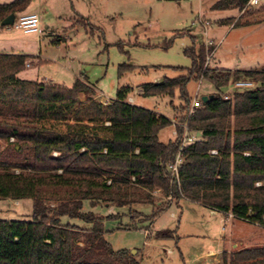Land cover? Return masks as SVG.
<instances>
[{"label": "trees", "instance_id": "obj_1", "mask_svg": "<svg viewBox=\"0 0 264 264\" xmlns=\"http://www.w3.org/2000/svg\"><path fill=\"white\" fill-rule=\"evenodd\" d=\"M248 1L216 7L243 10ZM31 3L0 2V26L11 13H26ZM195 43L194 37L185 50L191 67H170L179 74L140 85L144 97L179 99L174 108L180 124L168 142L159 133L173 120L129 102L132 86L119 87L116 98L104 103L95 99L86 76L71 87L23 79L19 74L29 56L0 52V199H31L33 205L29 219L0 218V264H140L131 250L112 247L107 224L136 228L137 219L152 221L182 200L264 228V68L208 67L205 45ZM135 68L120 64L118 75ZM203 79L216 92L189 114L188 84ZM237 81L254 86L225 90ZM186 131L200 133L199 140L180 151ZM180 152L174 179L169 166ZM86 202L91 208H128L131 220L85 210ZM139 204L152 206V214L134 210ZM156 236L174 234L164 230ZM242 264H264V255Z\"/></svg>", "mask_w": 264, "mask_h": 264}, {"label": "rangeland", "instance_id": "obj_2", "mask_svg": "<svg viewBox=\"0 0 264 264\" xmlns=\"http://www.w3.org/2000/svg\"><path fill=\"white\" fill-rule=\"evenodd\" d=\"M260 1L258 5H246L244 10L228 11L227 7L210 10L213 3L228 0H32L27 12H38L42 33L0 26V45L6 52L29 56L26 69L19 74L23 79L71 87L76 78L86 76L96 88L95 99L104 103L116 98L119 87L132 86L129 102L133 97L136 105L177 123L159 133L160 140L168 142L175 139V126L180 124L174 108L179 99L144 97L140 85L179 74L170 67H191L192 57L185 50L194 45V37L196 47L204 44L207 49L208 67L232 71L264 68V0ZM231 15L224 22L217 20ZM202 21L210 23L207 34ZM124 63L136 68L119 77L118 66ZM234 87L235 83L225 90L233 91ZM188 92L192 100H200L213 95L216 87L206 79L191 81ZM80 97L83 101L86 98L84 94ZM180 203V208L173 203L152 221L137 219L136 228L118 229L117 221L109 222L106 239L114 249L136 250L132 254L140 264H214L210 251L223 249V237L238 235L248 245L260 236L257 225L225 221L192 201ZM32 206L31 199H0V218L29 219ZM84 208L100 214H123L124 223L131 220L128 208H91L89 202ZM133 209L145 216L153 210L145 204ZM164 230H171L174 236H156Z\"/></svg>", "mask_w": 264, "mask_h": 264}, {"label": "crops", "instance_id": "obj_3", "mask_svg": "<svg viewBox=\"0 0 264 264\" xmlns=\"http://www.w3.org/2000/svg\"><path fill=\"white\" fill-rule=\"evenodd\" d=\"M216 4L217 3H213L210 6V10L215 9ZM233 8L237 9L233 6H229L225 9H228V11H231L230 9H233ZM26 13H38V12L37 11H28L27 12L26 11ZM252 13H253V11H252ZM202 14L207 15L208 11H206V12L203 11ZM207 16H209V15H207ZM231 17H233V16L231 15V16L225 17V18H217V20H219L220 22H224V20L226 18H231ZM1 48H2V45H0V52H6V50L1 49ZM6 53H12V52H6ZM18 54H21V53H18ZM140 90H142V88H140ZM131 98H132V103H135V99L133 97H131ZM172 120H173V118H172ZM178 207L180 208L181 204ZM210 211L214 215H221L222 217L225 218V221H232L233 222L234 220H236V221H243L245 223H248L247 221L233 217L232 214H228V215L223 214V213L215 211L213 209H210ZM248 224H251V223H248ZM251 225H255V224H251ZM258 227L259 228L257 229V233H259L260 236L258 238L257 237L252 238L251 239L252 244L245 245L246 240L243 241V239H239L238 235H234V234H232L230 236V238L223 237V242L222 241L220 242V243H223V249L221 247H219V249H217V250L211 249V251H210V254L213 256L214 264H240V263L242 264V263H246V262H251V261L263 256L264 255V228H262L260 226H258Z\"/></svg>", "mask_w": 264, "mask_h": 264}, {"label": "built area", "instance_id": "obj_4", "mask_svg": "<svg viewBox=\"0 0 264 264\" xmlns=\"http://www.w3.org/2000/svg\"><path fill=\"white\" fill-rule=\"evenodd\" d=\"M260 3V0H249L247 3L248 7H251L253 5H258ZM203 25L205 27V34H207V28L209 26V22H205L202 21ZM10 29L15 30V31H22L24 33H42V27H41V19L40 16L37 13H23L20 14L16 17L15 22L13 25L8 26ZM209 44H212V40L208 41ZM254 83L251 81H237L235 83V89H246V88H250L253 87ZM225 98H229L228 95L225 96ZM130 100L132 101V99L130 98ZM199 106V100L197 98L193 99L192 104H191V110L190 113H192L193 109L195 107ZM174 124H177L175 122V120H173ZM186 127V125H183ZM175 134L177 135V132H175ZM199 140V135L197 134H193L190 135L187 131L184 134V138H183V142H182V146L180 148V151L184 148V146L188 143V142H194ZM213 153L216 152V150L212 151ZM182 162V155L181 152L177 155L176 160L169 166V170L171 172V176L172 178H177L178 176V168L179 165ZM264 219V218H263ZM146 231L147 236L148 235V231Z\"/></svg>", "mask_w": 264, "mask_h": 264}, {"label": "water", "instance_id": "obj_5", "mask_svg": "<svg viewBox=\"0 0 264 264\" xmlns=\"http://www.w3.org/2000/svg\"><path fill=\"white\" fill-rule=\"evenodd\" d=\"M16 19V13H11L10 15H8L4 20H2L1 22V26H11L14 24ZM209 97H213L212 95L210 96H203V100L207 101ZM198 135H200V133H198ZM136 252V250H133L132 253Z\"/></svg>", "mask_w": 264, "mask_h": 264}]
</instances>
